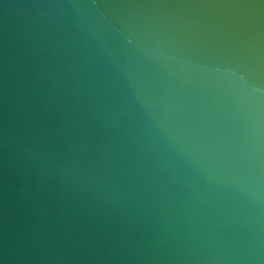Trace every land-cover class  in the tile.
I'll return each instance as SVG.
<instances>
[{
	"label": "water",
	"instance_id": "1",
	"mask_svg": "<svg viewBox=\"0 0 264 264\" xmlns=\"http://www.w3.org/2000/svg\"><path fill=\"white\" fill-rule=\"evenodd\" d=\"M0 264H264V0H0Z\"/></svg>",
	"mask_w": 264,
	"mask_h": 264
}]
</instances>
